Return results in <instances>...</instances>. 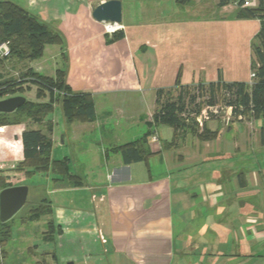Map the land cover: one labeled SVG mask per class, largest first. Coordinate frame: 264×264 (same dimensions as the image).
<instances>
[{"label":"crops","instance_id":"1","mask_svg":"<svg viewBox=\"0 0 264 264\" xmlns=\"http://www.w3.org/2000/svg\"><path fill=\"white\" fill-rule=\"evenodd\" d=\"M9 1L61 35V46L50 45L58 48L52 54L60 58V68L49 69L42 56L26 69L48 78L62 70L72 93L92 97L95 119L76 123L77 133L104 129L112 116L117 117L114 126L123 123L125 132L132 133L131 140L104 151L103 163L95 164L87 153L83 173L69 167L81 185L55 184L53 194L68 193L87 204L85 209L75 205L66 210L50 201L53 230L59 239L74 244L72 264L105 259L108 264H264V159L252 157L256 150L264 155V120H212L205 124L217 135L210 141L169 126H148L156 109V91L173 88L178 75L182 86L219 78L225 83L249 82L228 59L239 29L249 32L250 39L260 28L257 19H237L241 0L224 6L219 0H191L185 5L209 11V18H174L178 7L168 18L156 7L145 21L121 22L124 36L112 43L105 25L91 16L92 8L106 0ZM142 125L152 132L147 144L152 155L146 163L125 165L112 149L139 139L135 129ZM53 126L52 122V143ZM24 129V125L0 128L4 143L20 144L0 145V156L7 158L0 162V171L15 168L11 146L17 149V162L22 160ZM153 136L157 143L151 142Z\"/></svg>","mask_w":264,"mask_h":264},{"label":"trees","instance_id":"2","mask_svg":"<svg viewBox=\"0 0 264 264\" xmlns=\"http://www.w3.org/2000/svg\"><path fill=\"white\" fill-rule=\"evenodd\" d=\"M191 0H175L179 6L187 5ZM208 1V0H203ZM229 0H219V6H224ZM243 1L238 2L237 19H257L260 23L258 33L251 43L252 60L251 72L255 77L251 84L243 82L225 83L218 79L217 82L198 84L194 86H182L179 75L175 85L171 89H158L156 91V109L152 116V123L148 126H169L175 131L189 133L200 141H210L216 138V133L206 127L199 131L189 116L188 105L203 97L204 105L215 106L223 104L225 108H231V117L234 120L247 118L264 120V0H257L251 7H242ZM107 35V34H106ZM109 36V42H115L123 38L122 31H116ZM6 43L9 49L7 57H0V67L5 61L26 60L33 62L43 56L46 46L63 44L61 35L51 26L32 15L27 10L9 0H0V45ZM0 75V100L15 96L16 92H22L25 84L35 86L36 102L26 101L11 114H0V128L21 125L26 121L41 124L43 120L53 112L54 103L59 102L61 116L65 124L91 123L95 119L93 99L89 94L72 93L65 82V72L58 70L55 77L48 78L27 69L19 79L3 80ZM178 90L176 99L170 97L171 91ZM194 93V94H193ZM196 93V95H195ZM47 96L48 101L39 102ZM188 97L189 102H185ZM198 104L192 112L198 113ZM188 114V115H187ZM264 134V128L262 129ZM48 134L40 129L25 128L21 134L22 160L9 173L0 171V191L14 185L10 184L11 174L23 173L25 177H32L35 173H52L57 176L53 182L81 185V178L69 172L68 158L60 160L51 159L52 124H48ZM152 134L146 131L139 139L115 147L113 152L118 153L125 165L139 162H147L152 155L148 144V138ZM28 221H38L43 217L52 216L50 201L42 199L38 206L31 209ZM7 223H0V243L6 244L9 240ZM46 238L53 232L52 220L47 222ZM36 264H47L45 260Z\"/></svg>","mask_w":264,"mask_h":264},{"label":"rangeland","instance_id":"3","mask_svg":"<svg viewBox=\"0 0 264 264\" xmlns=\"http://www.w3.org/2000/svg\"><path fill=\"white\" fill-rule=\"evenodd\" d=\"M156 7H158L159 12L163 13V15L168 18L171 17L170 15L174 7H178V10H176L173 15L174 18H193L202 16L209 18L211 16L209 11H206V13H201L200 11H194L192 9L189 10L185 6H176L175 0H123V2L121 3L123 19L122 22L126 24L145 21L150 18L148 14L149 10ZM143 11H146L147 13H143ZM119 31H121V29ZM248 33L249 32H245L244 30L240 31L239 29L236 39L232 41L230 48L231 50L230 53H228V59L232 64V68L234 66L236 69H238L237 72L241 75V78H244L245 80L249 79L248 84H251L253 79L250 75L253 72H251L249 65L251 64L252 60L250 56V49L255 35H251L252 37L249 39L250 36H246ZM57 51V46H49L43 55L42 59L47 60V64L50 66L49 69H52L55 66L58 67L61 63L60 58H55L53 55L55 52L57 53ZM40 60L41 58L38 61ZM27 64L34 66L35 63L27 62L26 60L5 61L0 67V75L4 77L3 80H17L27 71ZM42 75L45 76L46 73H42ZM22 89L23 91L16 92L15 96H22L26 99V101L29 100L36 102L35 86L25 84ZM169 93L172 99H176L178 90H174ZM205 99L206 97L196 98V101L194 103L188 105L187 111L189 112V116L185 115L184 117H181V119L184 120L186 117L190 118V120L192 119L193 121L188 122H194V125L197 127V129H199V131H202L205 127V124L212 120L221 119V121L225 123L234 120L231 116H228L224 112V110H222L217 117H213L211 118V120L206 121L203 126L197 125L194 118H191L190 115L193 113L192 109H194L197 104L200 107V111L206 106L203 104V101ZM46 101H48L47 96L45 98H41L39 102ZM185 102H189L188 97L185 98ZM219 106L224 107L223 104H220ZM114 117L115 116H112V118L108 120L109 124L105 126L104 129L100 130L99 128H97L93 129L91 132H87L84 134L77 133V131L73 128L77 126L76 123H74V126L67 125L64 127L60 105L59 102L56 101L54 103L53 112L49 114L41 124H36L32 121H26L21 125H24V128L28 129H40L44 133L48 134V124H52L53 122V128L56 135L55 140L52 143V145H54L51 152L52 159L60 160L63 157H67L71 170L74 171L77 168L79 170V173H83V168H85L84 166L86 165V161L87 163H89L87 153L89 156L94 157V160L92 162H94L95 164H97V161L103 163V153L106 149L109 148V146L122 144L131 140L129 139V136L132 135V133H129L127 131L125 132L124 128L126 126L123 123H121V126H114L113 122L117 119V117H115L116 119ZM64 128H66L65 132H63ZM135 131L137 134L136 138H138L142 136V134L146 131V127L142 125L139 128H136ZM9 134L10 132L9 130H7L6 135L10 136ZM4 135L5 133L0 134V145H20L14 142H10V144L4 143L2 138V136ZM85 148L88 152H85L83 150ZM10 150L13 151L10 157L14 162H16V164H14V167H16L18 163V159L17 157H15V153H18L17 149L15 150V146H11ZM232 157L233 156L230 155L226 156V158L230 159ZM247 157H250V155H248ZM252 157L257 160L264 159L263 151H254ZM0 159V162L2 160H7L6 157L2 158V156H0ZM92 171L96 172L95 166H92ZM5 173L6 172H4V174ZM56 178L57 176L53 175L50 172L35 173L34 176L30 178L25 177L23 173H14L10 175L8 181L10 184L14 186H27L29 189V193L27 202L24 207L20 211H18L7 223L9 240L6 244L0 243V264H36L37 262H40L42 260H45L47 264H72L73 261H71L70 258L75 253V247L72 246L74 244L64 238L62 240L59 239L56 230H53L50 235L51 237L46 238L48 236V229L46 224L51 217H43L40 220L33 222L27 220L28 216L31 214V209L38 206L42 199L46 198L51 201L53 205L57 204V206H62L66 210H69L70 207L74 208L75 205L83 209L87 208L85 200L75 201L70 198V195L68 193L62 194L61 196H59V194H53V189L55 188L56 182H53L52 180ZM58 196V202L55 203L54 198ZM72 202L73 204H71ZM74 262L75 264H83L80 263V260ZM84 264H108V261H106L105 259L101 263L88 262Z\"/></svg>","mask_w":264,"mask_h":264},{"label":"water","instance_id":"4","mask_svg":"<svg viewBox=\"0 0 264 264\" xmlns=\"http://www.w3.org/2000/svg\"><path fill=\"white\" fill-rule=\"evenodd\" d=\"M94 21L103 25L120 26L122 9L120 0H106L91 10ZM26 99L13 96L0 100V114H11L22 106ZM29 189L27 186H13L0 191V223H6L20 211L27 202Z\"/></svg>","mask_w":264,"mask_h":264},{"label":"built area","instance_id":"5","mask_svg":"<svg viewBox=\"0 0 264 264\" xmlns=\"http://www.w3.org/2000/svg\"><path fill=\"white\" fill-rule=\"evenodd\" d=\"M242 1H243L242 7L246 8V7L253 6L252 0H242ZM120 29H121V26H118V29L110 31L107 28V25H105V32L109 35L113 34L116 31H119ZM8 54H9V49H8L7 44L6 43L1 44L0 45V57L1 58L7 57ZM250 76L252 79H254V77H255L254 73H251ZM218 109H219V112H218ZM222 110H224V112L228 116H231V108L230 107L225 108V107H220L219 105H215V106L206 105L201 111L199 110L198 113L193 112L190 115V117L194 118L197 125L203 126L206 123V121L211 120V118H213V117H217L218 114L220 113V111H222ZM182 116L184 117V115H182ZM151 142L157 143V138L155 136H153L151 138Z\"/></svg>","mask_w":264,"mask_h":264},{"label":"bare ground","instance_id":"6","mask_svg":"<svg viewBox=\"0 0 264 264\" xmlns=\"http://www.w3.org/2000/svg\"><path fill=\"white\" fill-rule=\"evenodd\" d=\"M112 26H115V25H112ZM107 28H108L110 31H112V30H116V29H118V26L112 28L111 25H107Z\"/></svg>","mask_w":264,"mask_h":264}]
</instances>
